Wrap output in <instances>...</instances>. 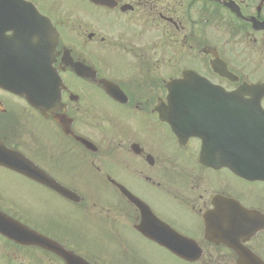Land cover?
Here are the masks:
<instances>
[{
  "label": "flooded vegetation",
  "instance_id": "af4514ba",
  "mask_svg": "<svg viewBox=\"0 0 264 264\" xmlns=\"http://www.w3.org/2000/svg\"><path fill=\"white\" fill-rule=\"evenodd\" d=\"M30 1L59 31L56 66L65 87L61 102L51 106L49 113L32 106L26 97L0 87V155L9 158L12 154L14 159L16 153L26 157L81 199L75 202L2 163L1 174L15 176L60 197L69 204V210L76 212L84 209L103 212L105 205L92 199H97L100 191H84L82 187L89 182L87 176L101 186L106 181L115 190L114 197L107 200L110 202L107 215L169 252L167 247L139 231L143 211L114 181L146 203L159 221L194 239L202 248L212 242L205 239L204 216L216 208L217 197L264 214L263 180H247L229 167L214 168L202 163V148L212 144L213 137L205 140L195 135L180 137L158 111L168 102L169 81L187 70L202 74L228 91L245 84H264V0H80L92 8L93 20L72 17L56 0ZM101 29L110 38L104 35L98 38L97 31ZM117 49L133 52L136 59L135 65L119 75L109 73L102 66L109 50ZM222 60L232 73L230 76H237V80L222 77L215 71L214 64ZM108 86L114 94L108 92ZM93 91L118 104L120 114L139 113L150 121L130 125L110 113H97L90 101L89 92ZM260 97L264 108V94ZM241 98L253 101L255 96L245 94ZM104 124L107 127L102 129ZM156 126H161L165 133ZM226 126L223 124V129ZM203 127L205 132L209 130L207 124ZM219 152L218 146L214 153L219 155ZM111 157L118 158L112 167L108 163ZM209 159L214 157L209 155ZM74 160L79 166L76 171L70 170ZM118 165L131 173L137 184L147 182L148 193L138 194L134 180L129 179V183L119 177ZM115 198L118 200L113 201ZM152 198H161L172 211L175 205L183 211L191 210L200 236L195 239L160 216L152 207ZM0 210L19 219L3 204L1 193ZM154 224L157 223L153 220ZM46 234L91 264H130L117 256L81 246L69 235L55 238ZM0 239L16 244L2 235ZM246 244L263 257L264 230L251 236ZM223 247L237 257L234 250ZM49 253L65 264L63 258Z\"/></svg>",
  "mask_w": 264,
  "mask_h": 264
},
{
  "label": "rangeland",
  "instance_id": "374dc122",
  "mask_svg": "<svg viewBox=\"0 0 264 264\" xmlns=\"http://www.w3.org/2000/svg\"><path fill=\"white\" fill-rule=\"evenodd\" d=\"M61 3V7L65 9L72 17L78 19L83 16L88 20H93L94 12L91 7L87 6L80 0H56ZM98 38L103 35L108 38L107 33H103L102 29L98 30ZM218 41H215V43ZM221 43V42H220ZM187 55V52L180 51ZM135 54L126 49L109 50L105 56L102 66L109 71V73L119 75L128 70L132 65H135ZM239 71V69L237 70ZM241 71V70H240ZM244 74V72H241ZM92 95L90 99L92 108L95 107L97 113H110L115 118L118 116L123 120V123L130 125H138V123L149 122L150 119L142 115L128 112L127 114H120L118 104L110 102L106 96H102L96 91L89 92ZM99 116V115H97ZM36 123L38 120L35 119ZM107 125V124H106ZM104 124V129L107 127ZM38 128V127H37ZM160 131L165 133L164 129L156 126ZM37 133V130L35 129ZM120 152L114 156H118ZM118 158L111 157L108 160L109 165L115 166ZM70 170L76 171L78 164ZM70 165H73L71 161ZM119 177L131 183L129 179L135 181L137 193H148L147 182L143 181L137 184L136 179L127 170L122 169L119 165ZM128 177L126 179L125 177ZM87 186H83L84 191H100L98 198L104 204L103 212L94 209H84L83 211L69 210V204L60 199L58 196H53L46 190L40 187L25 182L24 180L5 177L0 173V193L3 196V204L7 206L15 216H17L23 224L32 228H37L42 233H50L55 238H61L68 235L72 240H77L81 246H86L88 249H97L98 252H104L117 256L119 260H126L130 264H193L186 262L180 257L174 255L172 252L165 250L156 243L148 241L145 237L139 235L130 227L123 223L114 222L109 215H107V203L109 198L114 197V191L106 181L101 186L99 182H95L87 176ZM83 185V184H82ZM28 193V194H27ZM102 194V195H101ZM141 195V194H140ZM89 197V196H87ZM86 197V198H87ZM91 199V200H92ZM118 200L117 198L113 199ZM152 207L160 216L170 220L173 225H176L180 230L192 235L195 239L200 236L197 230L196 223L192 219L191 210L185 209L183 211L177 205L175 210H170L167 204L161 198H152ZM86 205V204H85ZM84 205V206H85ZM98 209V208H97ZM101 209V208H100ZM106 212V213H104ZM259 235V234H258ZM262 235L258 238L261 240ZM69 242H72L68 239ZM204 256L197 264H237L235 256L226 250L222 245H215L212 242L205 243ZM0 264H62L60 260L55 259L50 253L43 251L40 248L25 247L21 248L17 245L9 243L7 240L0 239ZM102 255V254H101ZM107 256V255H105ZM109 257V256H108Z\"/></svg>",
  "mask_w": 264,
  "mask_h": 264
},
{
  "label": "water",
  "instance_id": "95a60500",
  "mask_svg": "<svg viewBox=\"0 0 264 264\" xmlns=\"http://www.w3.org/2000/svg\"><path fill=\"white\" fill-rule=\"evenodd\" d=\"M17 25H19L20 28H15ZM7 30H12L13 33L16 34L14 43L17 45L14 50L15 52L13 51L14 55H19L16 59H12L5 50L8 45V38H6L5 35ZM58 43V33L54 29L52 23L48 19L46 20L43 18L40 12L36 10L30 2L26 0H0V86L17 90V92L25 95L31 103L37 105L38 100H36L34 95V86L31 84L34 83L33 76L37 75L36 83L38 82V84L35 85V90L40 91L39 96L48 99L49 91L52 87L56 88L59 93L61 80H58L57 72L53 67L56 54L55 49ZM5 55L7 58H5ZM5 60H7L6 63ZM13 63H15V65H13ZM25 66L28 67L24 68ZM16 70L22 71V73L16 75L14 74ZM184 78L183 81L190 82L188 76L186 78L185 75ZM183 81L177 82L179 86ZM235 94L242 96L243 93L241 90H237ZM184 96L182 92H178L175 93L172 98L170 95L169 101L170 103L178 101L179 98L182 99ZM40 104L39 102L37 106ZM19 170L23 169L21 168ZM38 170L34 171V175H32L36 180L41 183L45 182L53 188L55 187L64 195H69L67 189H64L59 183L48 178L46 173ZM23 172L25 173L26 171ZM120 188L124 190V193L135 201L140 210L143 211V222L138 226L141 232H144L152 240L164 246L166 245L175 252L176 255L178 254L186 260H197L201 256L203 251H201L199 246L197 249L196 247H193L194 249L184 247L186 245L179 238L174 237V234L163 231L162 229L152 228L150 224H153L154 220L157 224H161L163 227L165 226L172 231L166 224H162L158 221L152 212L130 194L128 190H125L121 185ZM229 214L231 217L236 215V213L231 211L227 213V210L221 211L220 209L215 211L214 214H207L205 217L208 223L207 229L209 231V237L207 238H210L217 244L223 242L236 250L238 253V264H264V260L256 256L253 251L248 249L241 241V237L248 238L251 233L257 230L256 228H260L259 225L254 226L251 224L249 225L250 228H246L243 223H235L234 227L231 226L230 222L224 224L226 220H229ZM2 222L8 226L4 225ZM0 232L24 245L37 244L43 248H47L64 258L66 264H89L82 257L76 256L73 252L66 250L49 238L41 236L20 223H11L3 217H0ZM184 240L197 246L195 242L188 238H184Z\"/></svg>",
  "mask_w": 264,
  "mask_h": 264
}]
</instances>
